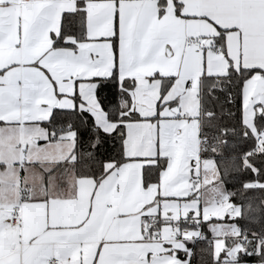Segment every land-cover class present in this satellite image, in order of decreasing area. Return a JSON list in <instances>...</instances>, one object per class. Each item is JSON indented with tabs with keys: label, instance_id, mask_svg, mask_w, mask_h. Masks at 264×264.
<instances>
[{
	"label": "crops",
	"instance_id": "1",
	"mask_svg": "<svg viewBox=\"0 0 264 264\" xmlns=\"http://www.w3.org/2000/svg\"><path fill=\"white\" fill-rule=\"evenodd\" d=\"M78 1L0 0V264H165L157 256L176 240L160 245V236L154 238L160 231L151 232V221L166 218V200L197 195L192 163L201 159V78L226 75L230 61L236 70L258 69L243 86L242 105L245 125L255 137L259 132L264 0H86L87 41L76 51L54 49L52 35L60 33L63 14L75 12ZM117 63L121 80L135 81L131 108L142 119L126 123L128 161L106 164L109 173L98 183L76 180L74 197L25 199V176L29 183L36 178L29 164L45 163L47 157L63 161L56 159L73 150L74 133L46 143L47 157L39 148L31 150L33 136L47 140L39 123L54 109L78 107L104 132L116 130L118 124L101 109L94 81L110 77ZM161 78L175 79L165 95ZM158 158L167 159L160 182L144 187L143 169ZM15 207H20L16 221ZM173 234L183 239L182 232Z\"/></svg>",
	"mask_w": 264,
	"mask_h": 264
},
{
	"label": "trees",
	"instance_id": "2",
	"mask_svg": "<svg viewBox=\"0 0 264 264\" xmlns=\"http://www.w3.org/2000/svg\"><path fill=\"white\" fill-rule=\"evenodd\" d=\"M85 1H78L75 12L63 14L60 33L52 35L54 49L76 51L79 43L87 41ZM164 8L165 3L160 1V12L163 13ZM176 10L181 13L178 3ZM224 34L225 31L222 36ZM112 41L117 59L118 37L114 36ZM221 42L218 41L219 46L222 45ZM223 53L225 54L224 49ZM259 72L255 68L236 70L230 61L226 75L206 74L199 84L200 137L206 139L202 143L200 154L203 158L214 159L219 182L224 185L228 200L240 209V215L234 223L247 243V252L241 256V261L246 264L264 262V186H252L253 183L264 184V144L257 146L256 137L245 125L242 105L245 82ZM161 81L162 95H165L175 79L161 78ZM94 82L97 83L96 93L101 109L111 123L118 124L116 130L111 134L104 132L95 124L90 113L79 110L78 107L54 109L48 121L39 123L48 134L44 143H56L65 134L74 133L73 150L63 161L50 162L49 165L40 162L29 164L35 168L33 175L36 178L23 187L25 199L74 197L76 180L92 178L98 183L109 173L106 164L120 166L128 161L124 155L126 123L142 120L131 108V91L135 81H122L117 63L110 77L96 78ZM75 100L77 104L80 103L78 95ZM256 120L258 131L264 130L263 115ZM166 165V158H158L156 164L146 165L143 169L144 187L158 184ZM194 197L195 194H192L190 198ZM151 222V232H158L169 221L167 218L157 217ZM172 224L177 226L180 233L199 229L207 237L186 241L185 251L177 252L179 257L188 259V264H223L222 259L215 256L211 233L205 222L189 215Z\"/></svg>",
	"mask_w": 264,
	"mask_h": 264
},
{
	"label": "rangeland",
	"instance_id": "3",
	"mask_svg": "<svg viewBox=\"0 0 264 264\" xmlns=\"http://www.w3.org/2000/svg\"><path fill=\"white\" fill-rule=\"evenodd\" d=\"M42 141L40 136H33L29 141L31 150L39 148V153H43L42 150L48 149L46 143ZM30 154L32 155L33 152H30ZM48 154V152L43 153L46 157ZM59 156V159H55H66L63 154ZM52 160L51 157H47L44 164L49 165L48 163ZM29 167L26 166L25 172H28L27 169ZM192 170L193 176L194 172L198 173V178L193 179V181H197L193 189L197 192V195L189 200H166L163 204L162 214L169 222L163 224L159 235L154 238L160 236V245H164L167 240H176V243L172 245L171 249L170 247H165L164 250L166 252L162 255L159 254L157 259H165V264H186L185 259L181 256L176 257L175 254L181 251L180 249L186 245V241L198 237L201 231L199 229H195V231H183V239L179 240L180 237L177 238L173 234L172 223L182 217L193 214L195 218H198V221L206 223L211 233L216 258L222 259L223 264H246L241 261V256L247 252V243L242 238V232H240L239 227L234 223L235 219L240 215V209L234 207L227 198L225 199L227 191L224 185L219 182L218 170L216 169L214 159L210 157H201L200 160L196 159L192 163ZM25 184L29 185L27 175L25 176ZM167 244L171 245L168 242ZM152 256L153 254L150 257Z\"/></svg>",
	"mask_w": 264,
	"mask_h": 264
},
{
	"label": "built area",
	"instance_id": "4",
	"mask_svg": "<svg viewBox=\"0 0 264 264\" xmlns=\"http://www.w3.org/2000/svg\"><path fill=\"white\" fill-rule=\"evenodd\" d=\"M186 42H188L187 47L190 48L194 43V39L189 37L188 39H186ZM221 49H222L221 46H219L217 50L221 51ZM256 141H257V146H262L264 144V130L258 132V134L256 135ZM205 142H206V139H202V143H205ZM19 214H20V207H15L11 215L12 220H15V221L18 220ZM173 230L175 233H179L177 226H174ZM206 238H207L206 235L202 234L197 239H206ZM260 264H264V262Z\"/></svg>",
	"mask_w": 264,
	"mask_h": 264
},
{
	"label": "water",
	"instance_id": "5",
	"mask_svg": "<svg viewBox=\"0 0 264 264\" xmlns=\"http://www.w3.org/2000/svg\"><path fill=\"white\" fill-rule=\"evenodd\" d=\"M256 94L258 95H264V76L261 77L259 80H258V83H257V86H256ZM172 113L174 115L178 114L179 111H178V107L174 108L172 110ZM263 115V110L261 107H258L257 108V116H262ZM247 133H245L246 135ZM194 177H197V172H194Z\"/></svg>",
	"mask_w": 264,
	"mask_h": 264
}]
</instances>
